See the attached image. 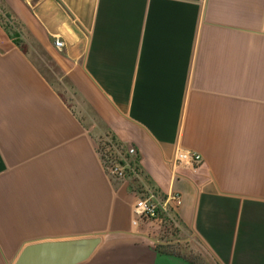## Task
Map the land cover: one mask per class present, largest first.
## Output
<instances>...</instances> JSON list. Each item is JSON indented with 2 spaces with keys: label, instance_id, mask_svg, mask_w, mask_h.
Instances as JSON below:
<instances>
[{
  "label": "crops",
  "instance_id": "0c3cea01",
  "mask_svg": "<svg viewBox=\"0 0 264 264\" xmlns=\"http://www.w3.org/2000/svg\"><path fill=\"white\" fill-rule=\"evenodd\" d=\"M0 4L22 28L0 22V264L88 237L102 242L82 264H184L133 227V184L98 150L112 137L148 183L181 193L183 228L219 264H264V0ZM178 150L203 163L177 165Z\"/></svg>",
  "mask_w": 264,
  "mask_h": 264
},
{
  "label": "built area",
  "instance_id": "2783aa9c",
  "mask_svg": "<svg viewBox=\"0 0 264 264\" xmlns=\"http://www.w3.org/2000/svg\"><path fill=\"white\" fill-rule=\"evenodd\" d=\"M64 45L62 40H55V46L58 49H63ZM104 142V147H101L99 143L98 150L109 175L129 180L133 184L132 191L136 194L133 206V227L147 230V234L143 237L153 243L157 249L167 251L166 248L178 243L182 230L179 215L183 205L181 193L175 191L165 196L148 183L139 163L135 162L138 154L134 147L125 149L123 145L113 142L111 138L104 139ZM175 162L177 165L188 163L193 168H197L203 163V157L194 151L178 150ZM154 226L155 229H153ZM160 228L164 229L166 234L161 238L159 237Z\"/></svg>",
  "mask_w": 264,
  "mask_h": 264
},
{
  "label": "water",
  "instance_id": "95a60500",
  "mask_svg": "<svg viewBox=\"0 0 264 264\" xmlns=\"http://www.w3.org/2000/svg\"><path fill=\"white\" fill-rule=\"evenodd\" d=\"M101 242V237H88L32 244L16 264H82L95 254Z\"/></svg>",
  "mask_w": 264,
  "mask_h": 264
},
{
  "label": "rangeland",
  "instance_id": "374dc122",
  "mask_svg": "<svg viewBox=\"0 0 264 264\" xmlns=\"http://www.w3.org/2000/svg\"><path fill=\"white\" fill-rule=\"evenodd\" d=\"M19 30L22 32L20 26ZM23 43V42H22ZM23 48L27 46L22 44ZM28 48V47H27ZM33 58L37 61L39 67L43 70L44 74L49 78V80L55 84L58 90L63 94L68 102H75L74 99H68L69 96V86L66 83L63 73L54 65L50 56H40ZM106 139V138H105ZM100 146L104 147V139L99 141ZM156 227L154 226L153 229ZM159 237H163L166 234L164 229H159ZM167 238V237H166ZM164 241H169V239H164ZM166 252L177 256L178 258L184 260V264H219L216 259L206 250V248L193 236L192 232L186 231L183 226L181 233L179 235V241L172 246L166 248Z\"/></svg>",
  "mask_w": 264,
  "mask_h": 264
},
{
  "label": "trees",
  "instance_id": "16d2710c",
  "mask_svg": "<svg viewBox=\"0 0 264 264\" xmlns=\"http://www.w3.org/2000/svg\"><path fill=\"white\" fill-rule=\"evenodd\" d=\"M0 10L1 11H3V14L4 15H2V14H0V22L3 24V26L5 27V29L9 32V34H11V35H13L14 37H17V36H21V34H20V30H19V28H20V25L17 23V21H14V19H12V17L8 14V13H6L5 11H4V9L2 8V6H1V4H0ZM17 44L19 45V46H21V47H23L22 46V41L21 40H19L18 42H17ZM112 139V141L113 142H115V143H117V144H120L119 142H117L113 137L111 138ZM121 145V144H120ZM135 162L136 163H139V159H138V157H137V159L135 160ZM152 185V184H151ZM153 186V185H152ZM154 187V186H153ZM157 251L158 252H160V253H167L166 251H163V250H161V249H157ZM168 254H170V253H168Z\"/></svg>",
  "mask_w": 264,
  "mask_h": 264
}]
</instances>
